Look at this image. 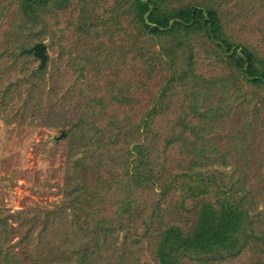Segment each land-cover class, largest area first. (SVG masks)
<instances>
[{"label":"trees","instance_id":"1","mask_svg":"<svg viewBox=\"0 0 264 264\" xmlns=\"http://www.w3.org/2000/svg\"><path fill=\"white\" fill-rule=\"evenodd\" d=\"M112 6L137 38L120 53L142 71L113 94L91 91L117 69L103 47L92 57L91 31L102 44L117 32L100 3L0 0V120L58 131L65 160L59 202L0 207V264H264V48L237 35L264 0ZM75 12L85 44L51 55L44 38Z\"/></svg>","mask_w":264,"mask_h":264},{"label":"rangeland","instance_id":"2","mask_svg":"<svg viewBox=\"0 0 264 264\" xmlns=\"http://www.w3.org/2000/svg\"><path fill=\"white\" fill-rule=\"evenodd\" d=\"M114 1L120 0H94L95 3L101 4L99 9L100 15L105 17L101 28L107 31L109 26L111 29L115 24L117 32L110 38L108 44H102V42H98L99 40L97 38L98 36H103L104 33L91 31L94 39L90 45L93 51L92 57H95L101 50V47H103L106 49L105 55L110 54V52L111 54L113 53L114 63H116L117 69H114V72L111 70L109 74H106L108 81H102L103 84L99 87L100 89L93 86L91 90L93 93L97 90L98 93L100 91L102 93L111 91L113 89V82L118 84L114 87V89L116 88L115 93H118L125 90V82L131 83V80H141L142 76V71L140 72L139 66H137L139 65L141 57L137 54L125 57L124 53H120L121 47H124L127 42L130 43L133 39L136 40L137 38H133L135 34L134 26L129 22L125 23L117 15V11L115 15L117 17L116 22L118 23H113L108 19L111 17V9ZM232 12L235 13V8L232 9ZM77 15L78 12L72 15L73 21L68 19V17L63 18V22L61 20L59 21L60 28L57 33V43L51 40L50 37L44 38L43 41L48 44L51 55L59 53L58 47L63 44L74 45L75 51H80L85 44L84 41L86 38L83 32L85 23ZM241 16L243 19L239 20V22L241 21V24L246 26V29L238 25L240 26L237 28L238 37L249 40L250 43L264 48V16L259 13H254V11L243 13ZM87 26L85 24V27ZM67 27L69 29L63 32V29ZM139 41L141 42L140 39ZM131 49L134 51L136 48L132 46ZM75 54L79 57V53ZM79 59H82V57ZM89 75H91V72ZM146 100L148 101V98L146 96L143 97V105L146 104ZM237 114L239 115V112ZM232 123L236 132L240 128L242 129L239 124ZM59 134L56 130H50L44 127L30 128L22 126L15 128L14 125H8L0 120V207L17 210L35 206L36 204L48 205L57 203L61 200L60 186L63 184L64 179L65 160L63 157V146H58L55 143ZM253 257L254 255L249 253H244L237 258L219 257L214 264H254ZM188 264L197 263L189 262Z\"/></svg>","mask_w":264,"mask_h":264},{"label":"water","instance_id":"3","mask_svg":"<svg viewBox=\"0 0 264 264\" xmlns=\"http://www.w3.org/2000/svg\"><path fill=\"white\" fill-rule=\"evenodd\" d=\"M30 53H33L36 57L42 58L43 64L46 63L47 55H46V47L44 44L39 43L36 44L33 48L30 49Z\"/></svg>","mask_w":264,"mask_h":264}]
</instances>
